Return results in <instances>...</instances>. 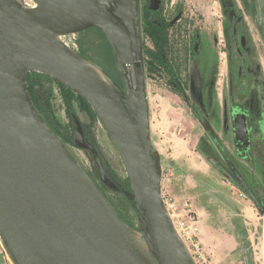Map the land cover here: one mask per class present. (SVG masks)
I'll use <instances>...</instances> for the list:
<instances>
[{
    "label": "water",
    "instance_id": "water-1",
    "mask_svg": "<svg viewBox=\"0 0 264 264\" xmlns=\"http://www.w3.org/2000/svg\"><path fill=\"white\" fill-rule=\"evenodd\" d=\"M34 2L35 9H26L17 0H0V238L11 263L148 264L132 245L131 230L142 235L152 264H195L162 197V159L151 140L141 0ZM89 29L112 45L122 87L62 42ZM32 73L67 88L96 113L127 172L125 195L139 230L123 222L39 114L28 89ZM72 120L76 147L96 155L82 122ZM97 166L101 181L117 191L100 159Z\"/></svg>",
    "mask_w": 264,
    "mask_h": 264
},
{
    "label": "rangeland",
    "instance_id": "rangeland-1",
    "mask_svg": "<svg viewBox=\"0 0 264 264\" xmlns=\"http://www.w3.org/2000/svg\"><path fill=\"white\" fill-rule=\"evenodd\" d=\"M17 1L23 4L30 3L31 0ZM248 1L249 3L245 0H222L226 21L220 0H192L187 3L184 0H142L146 5L161 6L164 9L163 17L169 24H174L183 16V21L170 32L175 47L181 49V52L185 45L191 44L188 31L189 35L195 36L193 30L196 26L205 28L210 22L208 30L204 31V49L196 60L202 70L193 74L197 82H204L208 69L211 68L213 74L220 62L223 65L220 88L224 87L221 98H227L230 76L229 71L226 72V66L229 53L231 65L234 60L233 69L245 75L250 70L252 76V84L247 76L246 93L240 94L241 83L234 81L235 97L241 95L238 99H233L236 104H242L241 99L244 101L243 98L249 97L250 89L252 91L249 125L254 128V132L251 147L244 150L241 157L237 154L239 152L235 148L231 132L227 136L228 133L213 128L203 130L199 108L195 109L197 105L189 99V95L180 98L168 86L164 76L146 79L151 140L161 155L163 184L168 196L178 201L189 199L199 214L207 264H264V211L258 208L260 203L264 205V0ZM138 5L140 8V1ZM211 21L214 23V31ZM231 26L236 32L234 41V37H231L230 45L228 41ZM208 32L214 33V36L207 37ZM62 39L74 52L86 51L117 78L114 57L111 58V66L106 64L103 48L106 43L98 31L65 36ZM142 43L143 47H152L144 36ZM220 52L223 54V61L220 60ZM225 52L227 56L224 55ZM211 80L212 78L209 81ZM243 83L245 84L244 81ZM52 91L53 114L64 133L70 137L66 148L94 179L119 217L136 230L139 226L137 214L130 202L124 195L109 190L103 184L90 154L76 147L71 114L74 113L89 127L106 170L125 188L127 172L106 128L93 109L79 96L55 83ZM210 117L209 123L217 124ZM223 120L230 122L229 113L224 118L221 112L220 122ZM208 132L219 140L225 157L209 140H202L203 136H208ZM225 161L229 162L236 175L229 170ZM239 180L246 184L258 204L248 196Z\"/></svg>",
    "mask_w": 264,
    "mask_h": 264
},
{
    "label": "trees",
    "instance_id": "trees-1",
    "mask_svg": "<svg viewBox=\"0 0 264 264\" xmlns=\"http://www.w3.org/2000/svg\"><path fill=\"white\" fill-rule=\"evenodd\" d=\"M154 10H155L154 5H146L142 3V0H141L140 20H141L142 34L152 44V47L144 46L145 68H146L147 78L164 76L167 79L168 86H170L171 89L180 98H185L186 92L188 90V82H189L188 61H189V58L194 56V53H195L194 51L195 38L190 39L191 41L190 45H185V43L182 44L181 46L183 45L185 46L182 48V52H181V49H178V47H175V44H174L175 42L170 37L171 30L174 29L175 26H178V25H175V23L169 24L166 21L165 17H163L164 16L163 8H161V10H159L158 13H156ZM90 31H95V29L82 32L81 34H87ZM98 32L101 35V37L105 40V43H106V45L103 46L104 52L106 53L105 55L106 64H109V66H111L112 64L111 58L112 56L114 57L113 47L108 42L106 37L100 31ZM176 45H178V41L176 42ZM182 54H184V57ZM78 55L82 59L100 67L105 72V74L111 80L116 82L118 85L122 83L119 72L117 70L116 63H115V58H114L113 65H115L114 68H115V73H116L117 78L112 76V74L105 68L104 64L98 62L95 58L89 56L86 53V51L82 50L78 53ZM183 73H185L184 77L182 76ZM52 86H53V82L44 75L32 73L28 76V89H29V94H30L32 102L34 103L39 114L42 116V118L45 120L48 126L57 135V137L61 140V142L66 146V142L68 141L70 137H68V135L64 133L63 129L61 128V126L59 125L58 121L56 120L53 114V108L51 105V100L53 96ZM121 87H122V84H121ZM61 88H63L64 90H68L67 88L63 86H61ZM79 98L82 99L81 97ZM82 101L84 100L82 99ZM84 103L88 105L85 101ZM88 107L90 106L88 105ZM73 116H75L74 113L71 114L72 118ZM72 126L74 129V124ZM82 127L84 130V136L86 140L94 147L97 154L95 155L90 150H84V151L90 154L91 158L95 162V168L98 171V175L100 176V170L97 166V160L101 159V162L105 169H106V166L93 140L92 133L89 130V127H87L83 123H82ZM71 141L73 142V140ZM107 173H108V177L115 184L118 190L116 191V190L109 189L104 183L103 184L109 190L115 193H118V194H122L127 199L125 193L130 192V187L128 186V183L125 186V188H123L120 184L117 183V181L112 177V175L109 174L108 171ZM123 222L129 228L132 229V227L128 223H126L124 220ZM136 230H139V226L137 227Z\"/></svg>",
    "mask_w": 264,
    "mask_h": 264
},
{
    "label": "flooded vegetation",
    "instance_id": "flooded-vegetation-1",
    "mask_svg": "<svg viewBox=\"0 0 264 264\" xmlns=\"http://www.w3.org/2000/svg\"><path fill=\"white\" fill-rule=\"evenodd\" d=\"M159 10H161V6L157 5L155 7L154 11L156 13H158ZM182 17L183 16L181 15L178 18L177 22H175V25H177L179 22L183 21ZM89 30H91V29H89ZM95 30H97V29H95ZM86 31H88V30H86ZM193 31H194V33H196L195 36H192L191 34L189 35V31H188V37L190 39L195 38V42H194L195 53H194V56L190 57L189 61H188L189 82H188V90H187L186 94H187V96L189 95V97L197 98L196 109L199 108L198 111H199V116L201 118L200 124H201L203 130L207 129V128H209V129L213 128L217 131H221L222 133H228L227 136H229V134L231 132L233 135V142H234L235 148H237V150L239 152L237 154H239V156H240L241 153L244 154V152H243L244 150L247 151L251 147L252 135L254 132V128L249 125V116L251 115L250 102L252 100L251 89H250V93H249L250 95L248 98H243L244 101L240 98L241 103L243 102L242 104H236L234 102V100L241 97V95H240L241 93L247 92V90H248L247 76L250 77V82H251V79H252V76L250 75L251 72L249 70V72L246 73V75L243 73H240V72L237 73V71L234 70L232 67L234 64V60H233V63L231 65L232 60L230 59V53H229V61H228V64L226 66V69H227L226 72L229 71L228 75L230 76V77H228L229 78V80H228L229 96H227V98H225V99L221 98V96L224 94L223 93L224 87L220 88V84H221L220 78L223 76L221 74V72L223 71V69H222L223 65L221 66L220 62H219V66H216V70H214L213 74L210 71L212 69L211 68L208 69V71L206 73V79L204 82H202L203 80H200L199 82H197V85H194L195 76L193 74L195 72L196 73L202 72V70H200V67L196 64V60L204 49L203 37L206 35V32H204L205 30L203 28H200L199 26H196ZM235 32H236V29L232 28L230 40L228 41L229 43L227 42L230 45H231V37H234L233 41L235 39ZM218 34L220 35V32ZM213 36H214V33L208 32L207 37L212 38ZM215 42H216V39H215ZM228 51H230L229 48H228ZM245 54H246V51H245ZM219 55H220L219 56L220 60L223 61V58L221 57L223 55L222 52H220ZM224 55H226V52L224 53ZM210 78H212L211 81H209ZM198 80H199V78H198ZM234 81L241 83V87L239 89L240 94L237 98L235 97ZM243 81L245 82V84L243 83ZM251 84H252V82H251ZM220 111L222 112V115L224 116V118L229 113V117H230L229 123H228V121L225 122L224 120L222 122H220V116H221ZM210 116H212V118L216 120L217 124L212 125L209 123V119L211 118ZM261 116H263V115L261 114ZM202 140H205V141L209 140L212 143L211 145L215 148L217 147L219 152L221 153V155H223V157H225L224 153H223L224 149L222 148V146H220L221 144H220L219 140L218 139L216 140L210 134V132H208V136H206V137L203 136ZM225 163L227 165H229V170L231 172H233V174L236 175V172L233 171V168L230 166L229 162L225 161ZM239 182L243 185L244 188L249 190V188L246 186V184H244L243 181L239 180ZM251 194H252V192H251Z\"/></svg>",
    "mask_w": 264,
    "mask_h": 264
},
{
    "label": "built area",
    "instance_id": "built-area-1",
    "mask_svg": "<svg viewBox=\"0 0 264 264\" xmlns=\"http://www.w3.org/2000/svg\"><path fill=\"white\" fill-rule=\"evenodd\" d=\"M26 9L37 7L34 0L24 2ZM164 180V178H163ZM162 197L174 229L185 245L195 264H207L206 251L202 242L200 216L189 199L178 201L168 196L162 181ZM0 264H12L0 238Z\"/></svg>",
    "mask_w": 264,
    "mask_h": 264
},
{
    "label": "bare ground",
    "instance_id": "bare-ground-1",
    "mask_svg": "<svg viewBox=\"0 0 264 264\" xmlns=\"http://www.w3.org/2000/svg\"><path fill=\"white\" fill-rule=\"evenodd\" d=\"M55 39L58 43H62L64 42L62 39L61 42V36L60 35H56ZM90 69L102 80L104 81L106 84H109V82L107 81V79L105 78L104 74L96 67L90 65ZM129 239L132 243V245L136 248V250H138V252L146 259L148 264H152V259L150 256V253L148 251L146 242L144 241L142 235L139 232H135V231H131L129 230Z\"/></svg>",
    "mask_w": 264,
    "mask_h": 264
},
{
    "label": "crops",
    "instance_id": "crops-1",
    "mask_svg": "<svg viewBox=\"0 0 264 264\" xmlns=\"http://www.w3.org/2000/svg\"><path fill=\"white\" fill-rule=\"evenodd\" d=\"M188 1H191L192 2V0H184V2L185 3H187ZM211 1V0H210ZM245 1H247L248 3H249V1L248 0H245ZM208 2H209V0H208ZM227 3H229V1H226ZM254 2V1H253ZM174 4V3H173ZM220 4H221V8H222V11H223V14H224V18H225V20L227 21V16H226V12H225V8H224V6H223V3H222V0H220ZM229 5V4H228ZM234 17H235V15H234ZM233 21H235V19L233 20ZM212 22V21H211ZM209 24H210V22H209ZM209 24H208V26L207 27H205V28H203L204 30H208V27H209ZM212 26H213V31H214V29H215V27H214V23L212 22ZM230 25H231V23H230ZM233 25V24H232ZM231 28H232V26H231ZM225 30H226V27H225ZM194 84L195 85H197V79L195 78L194 79ZM191 101H193L194 102V104H196V101H197V98H195V97H190L189 98ZM195 100V101H194ZM194 107H195V105H194ZM196 109V108H195ZM259 207V209H260V211H264V205H261V203H260V205H258Z\"/></svg>",
    "mask_w": 264,
    "mask_h": 264
}]
</instances>
